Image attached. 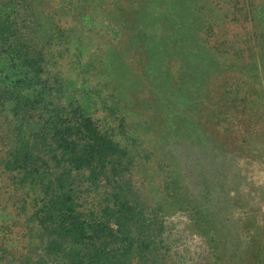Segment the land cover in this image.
<instances>
[{"label": "trees", "instance_id": "1", "mask_svg": "<svg viewBox=\"0 0 264 264\" xmlns=\"http://www.w3.org/2000/svg\"><path fill=\"white\" fill-rule=\"evenodd\" d=\"M91 1L0 0V215L29 224L35 264H175L164 217L179 209L214 264H236L209 209L220 143L201 107L227 68L264 104V0H96L119 34L107 41L83 21ZM234 91L245 101L227 112L255 114Z\"/></svg>", "mask_w": 264, "mask_h": 264}, {"label": "rangeland", "instance_id": "2", "mask_svg": "<svg viewBox=\"0 0 264 264\" xmlns=\"http://www.w3.org/2000/svg\"><path fill=\"white\" fill-rule=\"evenodd\" d=\"M96 4V0L87 4L83 21L87 26H94L106 41L118 38L116 26L111 24L104 12L99 11ZM127 6L132 14L137 2L127 1ZM112 44L125 49L121 43ZM124 62L134 69L132 74L138 71L135 60L130 56L125 55ZM237 88L250 95L257 111L255 114L250 113L246 118L245 115L236 116L234 119L235 115L227 112L231 104H244L242 94L234 91ZM257 88L256 84L240 74L238 68L221 69L207 85L206 104L201 107V122L220 143L217 151L209 153L213 155L214 165H206L209 166L208 175H215L211 180L214 192L209 197L214 196L217 201L209 209L220 215L226 247L235 254L236 264H252L253 250L264 247V104H257L256 97L261 95ZM225 96L231 98L232 103ZM207 156L202 154L201 162H206ZM189 172L190 175L183 180L193 193H197L202 189L198 180L201 173L198 174L196 167ZM2 210L0 207V213ZM164 223L175 264H214L207 254L204 238L195 231L186 212L179 209L168 211ZM30 234L29 224L21 216L0 215V264H35L41 249Z\"/></svg>", "mask_w": 264, "mask_h": 264}]
</instances>
